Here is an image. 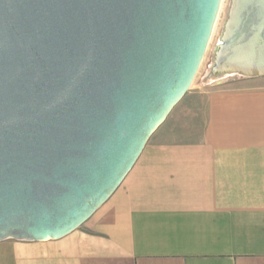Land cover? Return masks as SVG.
Returning <instances> with one entry per match:
<instances>
[{"label":"water","instance_id":"1","mask_svg":"<svg viewBox=\"0 0 264 264\" xmlns=\"http://www.w3.org/2000/svg\"><path fill=\"white\" fill-rule=\"evenodd\" d=\"M221 0H0V242L80 228L188 91ZM210 76L264 77V0H230Z\"/></svg>","mask_w":264,"mask_h":264},{"label":"crops","instance_id":"2","mask_svg":"<svg viewBox=\"0 0 264 264\" xmlns=\"http://www.w3.org/2000/svg\"><path fill=\"white\" fill-rule=\"evenodd\" d=\"M203 100L80 228L0 264H264V77Z\"/></svg>","mask_w":264,"mask_h":264},{"label":"rangeland","instance_id":"3","mask_svg":"<svg viewBox=\"0 0 264 264\" xmlns=\"http://www.w3.org/2000/svg\"><path fill=\"white\" fill-rule=\"evenodd\" d=\"M230 0H221L212 32L206 46V50L196 72V75L182 98V100L173 108L162 126L151 136L146 146H150L153 142L162 139V136L176 126L182 119L190 118L187 113L190 110H199L204 108V96L206 93L214 90L234 89L241 84L244 79L237 76L229 77L224 82H217L211 79L210 73L214 61V52L220 43V37L224 22L227 17Z\"/></svg>","mask_w":264,"mask_h":264},{"label":"bare ground","instance_id":"4","mask_svg":"<svg viewBox=\"0 0 264 264\" xmlns=\"http://www.w3.org/2000/svg\"><path fill=\"white\" fill-rule=\"evenodd\" d=\"M218 77L217 76H211V79H217ZM223 79L222 80H225L224 78L225 77H222Z\"/></svg>","mask_w":264,"mask_h":264}]
</instances>
